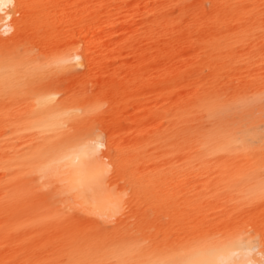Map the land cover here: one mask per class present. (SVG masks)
Returning <instances> with one entry per match:
<instances>
[{
	"label": "bare ground",
	"instance_id": "6f19581e",
	"mask_svg": "<svg viewBox=\"0 0 264 264\" xmlns=\"http://www.w3.org/2000/svg\"><path fill=\"white\" fill-rule=\"evenodd\" d=\"M11 5L0 264L239 259L264 234V150L234 143L264 110V0Z\"/></svg>",
	"mask_w": 264,
	"mask_h": 264
},
{
	"label": "snow or ice",
	"instance_id": "6c2138e0",
	"mask_svg": "<svg viewBox=\"0 0 264 264\" xmlns=\"http://www.w3.org/2000/svg\"><path fill=\"white\" fill-rule=\"evenodd\" d=\"M4 4V0H0V5ZM11 0H9V7H11ZM4 9L0 7V12ZM10 20L11 17L9 16ZM79 59V58H77ZM261 105L264 107V97H261ZM259 123L254 122L253 117L249 115V118L245 124V131L236 137L234 143L237 147H255L259 145L264 150V110L260 113ZM103 174L95 177V182L98 185H103ZM250 239L245 242H238L234 247L240 249V258L232 259L228 258L223 260L221 264H264V234H252L249 232ZM164 264H190L187 260H170L164 262Z\"/></svg>",
	"mask_w": 264,
	"mask_h": 264
}]
</instances>
